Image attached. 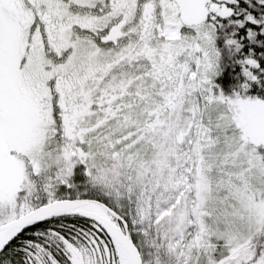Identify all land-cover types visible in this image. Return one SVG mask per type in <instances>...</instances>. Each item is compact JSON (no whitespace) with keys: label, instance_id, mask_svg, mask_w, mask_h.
Returning <instances> with one entry per match:
<instances>
[{"label":"snow or ice","instance_id":"1","mask_svg":"<svg viewBox=\"0 0 264 264\" xmlns=\"http://www.w3.org/2000/svg\"><path fill=\"white\" fill-rule=\"evenodd\" d=\"M0 264H264V0H0Z\"/></svg>","mask_w":264,"mask_h":264}]
</instances>
